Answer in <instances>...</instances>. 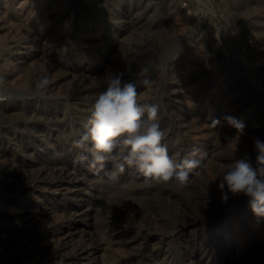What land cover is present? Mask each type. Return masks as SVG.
<instances>
[{
  "label": "rangeland",
  "instance_id": "rangeland-1",
  "mask_svg": "<svg viewBox=\"0 0 264 264\" xmlns=\"http://www.w3.org/2000/svg\"><path fill=\"white\" fill-rule=\"evenodd\" d=\"M116 74L160 105L171 158L202 159L186 187L80 159ZM0 77V264H264V219L218 187L264 141V0H0Z\"/></svg>",
  "mask_w": 264,
  "mask_h": 264
},
{
  "label": "clouds",
  "instance_id": "clouds-1",
  "mask_svg": "<svg viewBox=\"0 0 264 264\" xmlns=\"http://www.w3.org/2000/svg\"><path fill=\"white\" fill-rule=\"evenodd\" d=\"M105 90L92 103L84 131L73 141L81 150L80 159L92 157L91 168L103 169L111 162L115 171L108 173L110 181H118L125 168H134L146 185H165L174 182L178 187L190 184V173L202 167V159L188 158L177 161L162 144L164 132L160 127V105L142 102L133 82H122L120 74L105 78ZM52 83L48 75L35 81L38 94H43ZM4 79L0 77V100L8 99ZM240 133L244 124L234 117H225ZM219 123V121H215ZM256 164L239 159L228 165L219 178L222 200L228 195L243 194L249 198L253 214L264 219V141L254 140ZM190 155H195V152ZM203 155V154H201ZM199 176L200 172L196 171Z\"/></svg>",
  "mask_w": 264,
  "mask_h": 264
},
{
  "label": "built area",
  "instance_id": "built-area-1",
  "mask_svg": "<svg viewBox=\"0 0 264 264\" xmlns=\"http://www.w3.org/2000/svg\"><path fill=\"white\" fill-rule=\"evenodd\" d=\"M203 4H211L213 0H200ZM184 5H187V2H184Z\"/></svg>",
  "mask_w": 264,
  "mask_h": 264
}]
</instances>
